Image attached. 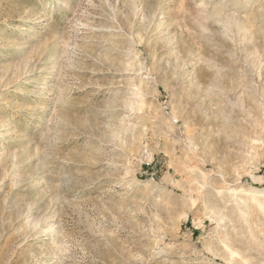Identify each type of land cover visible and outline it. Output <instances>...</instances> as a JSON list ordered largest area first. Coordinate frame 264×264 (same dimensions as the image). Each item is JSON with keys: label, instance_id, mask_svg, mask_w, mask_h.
Here are the masks:
<instances>
[{"label": "rangeland", "instance_id": "374dc122", "mask_svg": "<svg viewBox=\"0 0 264 264\" xmlns=\"http://www.w3.org/2000/svg\"><path fill=\"white\" fill-rule=\"evenodd\" d=\"M0 264H264V0H0Z\"/></svg>", "mask_w": 264, "mask_h": 264}]
</instances>
